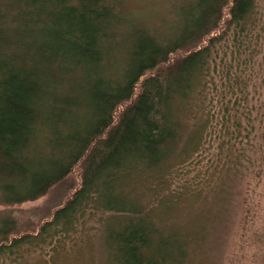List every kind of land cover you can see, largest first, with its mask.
I'll return each mask as SVG.
<instances>
[{
    "label": "trees",
    "instance_id": "obj_1",
    "mask_svg": "<svg viewBox=\"0 0 264 264\" xmlns=\"http://www.w3.org/2000/svg\"><path fill=\"white\" fill-rule=\"evenodd\" d=\"M255 6L182 0L177 21L150 27L116 0H0V206L44 195L82 162L43 222L0 209V259L99 212L103 264H213V213L193 209L210 194L209 167L171 185L213 138L223 163L239 158L246 114L230 115L238 77L229 81L225 50L249 47Z\"/></svg>",
    "mask_w": 264,
    "mask_h": 264
},
{
    "label": "rangeland",
    "instance_id": "obj_2",
    "mask_svg": "<svg viewBox=\"0 0 264 264\" xmlns=\"http://www.w3.org/2000/svg\"><path fill=\"white\" fill-rule=\"evenodd\" d=\"M116 2L134 20L160 27L165 21H177L173 10L182 0ZM255 3L254 36L249 47L245 48L248 41H244L238 56L233 58L229 40L225 50L226 60L231 65L229 81L233 83V78L238 77L235 86L240 88L238 91L234 87L227 93L232 105L230 115L246 114L240 115L243 128L232 149V156L239 158L232 159L230 155V161L223 163L224 158L216 147L217 139L213 138L211 145L205 143L195 163L177 168L171 185L178 187L185 180L190 181L200 170L203 176V170L209 167L202 189L206 191L210 187V194L205 203L195 202L193 209L204 211L209 208L213 213L209 233L212 238L209 237L210 247L208 245L213 264H264V0H255ZM181 54L176 52L171 58ZM215 80L219 81L218 76ZM235 100L236 104H233ZM235 110L238 111L235 113ZM246 131H249L247 137ZM81 167L82 162H77L66 180L50 187L44 195L11 206L1 205L0 209L21 210L43 222L78 186ZM106 214L97 212L90 220H86L85 215L69 235H56L45 245L27 249L21 258L0 259V264H103L105 255L100 247L99 232Z\"/></svg>",
    "mask_w": 264,
    "mask_h": 264
}]
</instances>
